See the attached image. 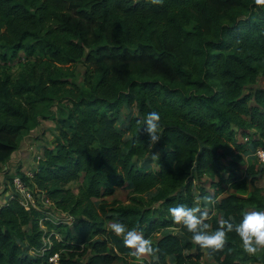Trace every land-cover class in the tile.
<instances>
[{"label": "trees", "instance_id": "trees-1", "mask_svg": "<svg viewBox=\"0 0 264 264\" xmlns=\"http://www.w3.org/2000/svg\"><path fill=\"white\" fill-rule=\"evenodd\" d=\"M238 9L246 12L235 15ZM20 51L35 62L17 78L0 70V171L17 150L11 138L36 126L39 107L69 101L53 114L59 134L33 188L72 220L54 221L43 204L26 208L10 199L0 206V264H52L55 254L58 264L125 261L131 250L106 227L109 212L147 239L167 231L153 243L159 252L139 264H191L207 250L186 229L185 241L171 231L177 225L168 209L194 207L195 176L220 179L211 182L218 190L208 209L210 232L219 227L217 212L238 224L249 207L264 209L256 191L244 196L262 174L259 166L246 170L248 182L229 160L246 147L239 137L264 150V88L246 91L264 73V6L255 0H0V62ZM77 63L85 67L81 82L64 67ZM124 106L136 112L128 129L118 126ZM150 111L160 113L163 129L155 146L137 123ZM154 147L163 150L157 170L139 166ZM75 181L77 193L68 187ZM126 183L131 204H108ZM223 184L235 193L219 199ZM207 195L202 188L200 198ZM94 199L102 200L99 207ZM211 257L216 264L251 259L235 232Z\"/></svg>", "mask_w": 264, "mask_h": 264}, {"label": "rangeland", "instance_id": "rangeland-1", "mask_svg": "<svg viewBox=\"0 0 264 264\" xmlns=\"http://www.w3.org/2000/svg\"><path fill=\"white\" fill-rule=\"evenodd\" d=\"M246 12L245 9H238L235 10V15H242ZM8 63L4 64V61L1 60L0 62V70L7 72L8 74L12 75L13 78H17L20 75H25L28 72V68L30 64L35 62L34 58H28L23 51H20L16 56L8 59ZM260 65L264 68V60L260 63ZM65 69H69L74 74V77L78 81H83V76L85 72V67L81 63H77L74 65L64 66ZM257 87L264 88V73H260L254 85H250L247 87L246 91L250 93H254ZM68 106L69 101L66 99L55 101L50 107H46L41 105L39 109L36 111V126L32 127L29 130H24L21 134L11 138L13 142L17 145V150H15L9 160L2 166L0 171V206L6 204L10 199L17 197L20 198V194L18 195L17 189L13 183L14 178L21 176H26L27 182L30 186H27L26 183L25 187L27 191H30L33 195L36 207L39 204H43L47 209L48 216H50L54 221L65 220L68 222L72 219H68L67 214L64 212H59L56 205L50 199L49 194L46 192H42L38 189L33 188L35 182V172L37 167L39 166V162L44 157L45 151L47 148L53 147V143L56 140L59 132L57 130V123L55 120H52L55 117L53 114H57L58 106ZM136 116V112L134 109L124 106L121 113L119 114L118 118V126L121 129H128L129 123L132 117ZM251 134L255 133V130L250 131ZM131 136L126 134L124 137V141H129ZM253 139L258 140L259 137L255 136ZM240 142L246 144V147L243 152H235V155L229 159L237 162L235 166L237 168V176L239 178H243L248 182L251 178L247 175L246 170L251 166H259V170L262 171L261 175H258L259 179L255 182L254 186L249 189L246 193V197H249L253 192H257L259 197L263 198L264 204V166L260 164L256 157V150L254 148V144L251 143L249 138H242L239 137ZM123 149L126 150L123 146ZM163 150L161 148L154 147V149L145 155L144 158L137 159V164L144 168H152L153 170H157L155 166V162L152 159L153 154L159 153L161 155ZM228 162V159L225 160ZM212 181L219 183V178H209V177H202L198 179L196 176L194 178V187L192 190V195L194 198V206H196V201L199 199L202 206L207 207L210 209L211 205H205L203 200L200 198L202 193V188L207 190V196H213L215 192H217L218 188L212 187ZM24 182V181H23ZM81 184V181H75L68 185L69 188L75 193L78 192V187ZM225 189V192L220 195L219 199L231 194L235 193V190L229 187L226 184L222 185ZM133 186L130 183H126L122 187L116 188L114 194L105 198L108 204H114L117 206L121 205H130L131 198L134 196L133 193ZM156 190H152L144 195L146 198H150L156 194ZM18 195V196H16ZM206 196V197H207ZM95 206L99 207L102 203L101 199H94ZM42 205V206H43ZM259 211L254 206L248 208L247 212L249 211ZM261 211H264L262 209ZM215 213V212H214ZM217 216L219 220L223 218L222 213L217 212ZM105 224L108 229L109 224L111 222L119 221V217L116 213L109 212L105 215ZM185 228L181 225H177L176 228L171 229V231L175 234H178L182 240H187V235L185 234ZM167 231H162L161 233L155 234L151 239L152 243H155L160 237H162ZM144 237L145 233L142 232ZM250 260L246 261L244 264H264V251L259 253L257 256H250ZM255 260V261H253ZM257 260V261H256ZM143 261H151L150 257H145L143 260H136L134 257L129 255L125 261H119L115 264H139ZM169 264H175V261L172 258L168 260ZM191 264H216L213 257L209 256L208 252L205 251L201 258H196L193 263Z\"/></svg>", "mask_w": 264, "mask_h": 264}, {"label": "clouds", "instance_id": "clouds-1", "mask_svg": "<svg viewBox=\"0 0 264 264\" xmlns=\"http://www.w3.org/2000/svg\"><path fill=\"white\" fill-rule=\"evenodd\" d=\"M152 4H162L163 0H149ZM255 3L264 6V0H255ZM144 131L149 137L148 144L155 146L162 139L161 115L157 111H150L143 121ZM159 158V153L152 156L153 160ZM205 205H214L216 200L213 196L203 197ZM168 212L176 225H181L191 234L192 243L201 249L207 250L209 256L223 252L228 244V234L235 232L241 242L243 251L249 256H257L264 251V211H249L243 214L242 220L236 224L232 217L221 219L219 227L210 232L208 220L209 212L207 207H202L200 200L196 206L188 207L183 204L170 207ZM112 233L121 238L126 248L130 249V255L136 260H143L145 257L155 256L159 252L154 247L151 239L144 237L142 232L135 228L129 229L125 224L115 221L109 224ZM231 251V249H229Z\"/></svg>", "mask_w": 264, "mask_h": 264}, {"label": "built area", "instance_id": "built-area-1", "mask_svg": "<svg viewBox=\"0 0 264 264\" xmlns=\"http://www.w3.org/2000/svg\"><path fill=\"white\" fill-rule=\"evenodd\" d=\"M256 157L258 162L264 165V150H258L256 152ZM13 183L17 189L18 195L20 194L21 204L26 208L36 207L33 195L30 191L26 190L23 180L20 177H16L14 178ZM58 259V254H55L52 258H50V262L52 264H58Z\"/></svg>", "mask_w": 264, "mask_h": 264}]
</instances>
